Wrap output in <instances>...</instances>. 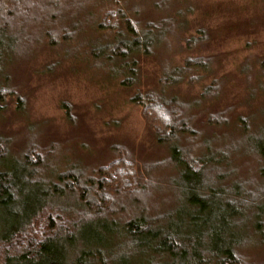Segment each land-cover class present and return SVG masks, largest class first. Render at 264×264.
Returning <instances> with one entry per match:
<instances>
[{
  "label": "trees",
  "instance_id": "16d2710c",
  "mask_svg": "<svg viewBox=\"0 0 264 264\" xmlns=\"http://www.w3.org/2000/svg\"><path fill=\"white\" fill-rule=\"evenodd\" d=\"M32 2L0 0V77L21 39L8 23L23 15L21 8L29 12L24 18H31ZM89 2L105 7L99 12L101 27L120 19L128 23L107 44L96 40L93 46L103 62L114 61L128 75L176 21L167 15L130 24L126 10L139 7H122L127 0L84 1ZM76 23L49 33L66 35L78 29ZM203 60L186 59L185 66L166 70L165 80L184 79ZM219 83L207 88L209 96ZM132 101L168 149L163 166L156 164L149 174L122 157L87 174L77 165L53 170V180L38 174L44 167L31 158L35 150H25L11 170L5 167L7 141L0 137V264H255L247 249L264 239V104L257 114L239 113L234 122L232 107L192 113L195 103L163 91L137 92ZM239 164L251 165L253 174L240 178ZM163 176L166 187L159 190ZM239 220L259 235L257 241L245 242L246 227L239 230Z\"/></svg>",
  "mask_w": 264,
  "mask_h": 264
},
{
  "label": "rangeland",
  "instance_id": "374dc122",
  "mask_svg": "<svg viewBox=\"0 0 264 264\" xmlns=\"http://www.w3.org/2000/svg\"><path fill=\"white\" fill-rule=\"evenodd\" d=\"M84 1L58 0L56 7L54 0H33L31 18H24L21 8L23 15L8 23L21 39L0 77V137L10 154L7 169L21 164L25 150H35L31 158L44 167L38 174L53 180V170L77 165L87 174L122 157L145 174L156 164L162 167L168 149L158 143L141 106L132 101L137 92L174 94L195 103L192 113L232 107L234 122L239 113L257 114L263 106L264 0H127L122 7H139L131 12L125 8L130 24L176 17L166 39L138 57L129 75L93 52L96 40L107 44L128 23L120 19L103 28L99 12L105 7ZM76 21L79 30L49 33ZM198 57L203 64L189 68L184 79L165 80L166 70ZM217 80L221 83L209 96L207 88ZM239 171L240 178L250 177L251 165L241 164ZM164 176L157 182L159 190L166 187ZM236 224L243 230L246 222ZM245 227V242L257 241L259 235ZM257 242L247 253L255 264H264V239Z\"/></svg>",
  "mask_w": 264,
  "mask_h": 264
}]
</instances>
